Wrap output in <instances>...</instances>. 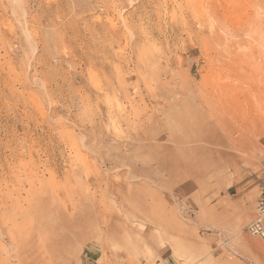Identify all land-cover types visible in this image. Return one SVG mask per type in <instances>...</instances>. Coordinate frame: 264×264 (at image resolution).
I'll list each match as a JSON object with an SVG mask.
<instances>
[{
	"label": "rangeland",
	"instance_id": "obj_1",
	"mask_svg": "<svg viewBox=\"0 0 264 264\" xmlns=\"http://www.w3.org/2000/svg\"><path fill=\"white\" fill-rule=\"evenodd\" d=\"M263 177L264 0H0V264H264Z\"/></svg>",
	"mask_w": 264,
	"mask_h": 264
},
{
	"label": "built area",
	"instance_id": "obj_2",
	"mask_svg": "<svg viewBox=\"0 0 264 264\" xmlns=\"http://www.w3.org/2000/svg\"><path fill=\"white\" fill-rule=\"evenodd\" d=\"M245 230L251 236L264 239V177L256 202V214L253 219L246 224Z\"/></svg>",
	"mask_w": 264,
	"mask_h": 264
},
{
	"label": "crops",
	"instance_id": "obj_3",
	"mask_svg": "<svg viewBox=\"0 0 264 264\" xmlns=\"http://www.w3.org/2000/svg\"><path fill=\"white\" fill-rule=\"evenodd\" d=\"M89 261L86 264H97L96 261L92 257H87Z\"/></svg>",
	"mask_w": 264,
	"mask_h": 264
},
{
	"label": "bare ground",
	"instance_id": "obj_4",
	"mask_svg": "<svg viewBox=\"0 0 264 264\" xmlns=\"http://www.w3.org/2000/svg\"><path fill=\"white\" fill-rule=\"evenodd\" d=\"M251 45V44H250ZM245 229V228H244Z\"/></svg>",
	"mask_w": 264,
	"mask_h": 264
}]
</instances>
